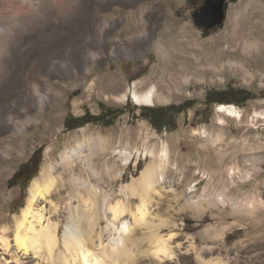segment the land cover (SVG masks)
I'll list each match as a JSON object with an SVG mask.
<instances>
[{
    "label": "rangeland",
    "instance_id": "374dc122",
    "mask_svg": "<svg viewBox=\"0 0 264 264\" xmlns=\"http://www.w3.org/2000/svg\"><path fill=\"white\" fill-rule=\"evenodd\" d=\"M249 1L254 5L248 7ZM203 2L0 0V229L8 227L6 233L12 242L9 250L0 243V264H35L39 260L38 254H23L14 245L15 217L27 202L34 180L42 181L44 171H51L59 186L72 174L88 177L92 172L88 165L78 162L72 170L63 163V154L90 137L108 147L93 161L103 171L104 179L98 185L111 197H123L124 185L139 177L151 161L149 154L145 156L146 149L158 150L169 143L172 164L178 170L169 167L167 178L171 181L153 193L151 204L153 214L159 216L156 223H160L161 233H176L171 240L175 254L162 261L157 258L160 264H205L197 258L198 253L204 260L222 257L227 264H264V208L251 213L233 205L236 198H264V62L246 59L244 66L251 75L226 63L217 76L194 79L184 91H174L166 101L138 104L130 95L122 99V93L135 80L145 81L138 86L140 90L156 83L168 96L166 88L171 82L168 77L160 81L164 64L152 38L166 29L165 25L180 33L186 26L201 40L219 41L229 50L227 59L235 58L229 35L234 14L246 11L253 17L261 13L254 7L264 8V0H234L224 23L207 30L193 19L194 10ZM249 20L247 26L253 22ZM262 22L254 27L253 34L264 41ZM125 48L135 56L111 55L113 50ZM107 75L123 85L115 95L104 81ZM227 88L238 90L232 104L240 110V117L225 116L219 111V102L207 103L209 92ZM43 97L48 101L40 105ZM185 103L187 108L183 109L180 105ZM169 106L182 111L175 114L171 125L157 128L148 118V111ZM106 110L109 117L98 120ZM85 114L91 120L83 124L80 117ZM18 126L22 127L19 131ZM219 134L221 139L212 141ZM41 147L40 170L29 186L10 183L21 164ZM114 147L140 149L143 153L138 159L134 152L132 160L126 162L114 155ZM187 184L197 188L192 193L194 199H206L202 210L183 203ZM57 187L50 196L56 202ZM220 194L229 199L225 204L219 208L208 204L209 198ZM39 202L49 210L47 216H54L48 200ZM137 202L138 197H128L130 207ZM65 215L63 208V224L68 221ZM100 221L99 231L108 224L104 218ZM140 229L147 232L145 226L137 225L131 234L133 239H143ZM192 240L197 244L194 250L190 247ZM136 242L138 248L146 243ZM135 257L138 260L135 258L134 264H150L148 257L142 262L141 257Z\"/></svg>",
    "mask_w": 264,
    "mask_h": 264
},
{
    "label": "bare ground",
    "instance_id": "6f19581e",
    "mask_svg": "<svg viewBox=\"0 0 264 264\" xmlns=\"http://www.w3.org/2000/svg\"><path fill=\"white\" fill-rule=\"evenodd\" d=\"M251 4L254 5L249 1L247 6L250 7ZM255 8L257 11L260 10L262 14L251 17L246 11L237 10L233 16V22L230 23L231 27L229 28H231V31L229 35L232 42L230 50L235 54L233 55L235 58L227 59L229 50H226L219 41L201 40L196 31L186 26L180 33L179 31L173 32L169 25H165L166 29H162L156 38L153 36L155 42H152L155 43L164 64L160 81L165 82L164 80L168 77L171 82V86L166 88L168 96L163 94L156 83H152L150 86L147 85L148 87L145 90H140L138 86L144 84L145 81L135 80L133 85L128 86L127 90L122 93V99H127L130 95L133 101L138 104H154L156 100L166 101L172 97L174 91H184L185 87L194 79L203 80L207 78L206 76H217L226 63L230 67L239 66L243 73L251 75L252 73L244 66L246 59L264 62V41L256 38L253 34L255 33L253 32L254 27L260 25L262 21L264 23V8L261 9L257 6ZM248 20L253 22L247 26ZM121 54L135 56L129 48H125L123 51L116 49L111 52L113 57H118ZM104 81L111 85L108 89L114 95L123 86L114 76L107 75L104 77ZM107 87L105 86V88ZM36 98L38 99V97ZM46 99V97L41 98L40 105L42 102L48 101ZM219 108V111L224 113L225 116H241L240 110L235 104L221 103ZM225 118L222 117L221 119L225 121ZM21 128L16 127L17 131ZM221 135H217L212 141H219ZM202 136L206 137L207 135ZM106 149L108 147L104 145L102 140L95 141L90 137L78 141L76 146L69 148L63 154V163L67 164L72 170L78 162H84L88 165L92 172L88 174L86 179L72 174L67 183L59 186L56 177L53 176L51 171L46 170L43 173L42 181L39 179L34 180L30 187L27 202L15 217L13 235L17 250L23 251V254L30 252L40 256L41 259H37L38 261H35V264H44V260H47L46 263L48 264H134L137 255L141 257V262L144 257H148L149 261L147 262L150 264H155L152 262L160 264L161 262L158 259L162 261L167 257L170 259L174 256L175 251H173L171 240L176 233L169 232L166 235L161 233L160 228L162 227L160 223H156V217L159 219V216L156 215L155 217L153 214L155 211L153 209L152 212L151 204L153 193H158L159 187L170 180L167 178L169 167L172 165L173 168L176 167L178 170V166L172 164L169 143H164L162 148L158 150L154 148L146 149L145 156L149 154L151 161L142 169L139 177L124 185L122 188L123 197H111L106 193L107 190L103 186L98 185L104 179V176L103 171L100 172L99 165L93 159L98 152H102V150L104 152ZM113 152L114 155L118 154L126 162L132 160L134 152H137L138 159L143 153L140 149L133 151L129 148L117 147L113 148ZM255 159L257 161V158ZM109 169L111 170L110 167ZM56 187L55 194L59 200L58 202H56L57 200L53 201L52 197L50 198ZM65 187L66 190L64 191ZM196 189L191 184H187L185 190L183 189V203L193 209L202 210L206 199L204 200L201 197L203 200L194 199L193 192ZM130 196L138 197V202L134 207L129 206L128 197ZM226 199L223 195L220 197L215 195L209 198L207 202L209 205L219 208L221 204L226 203ZM43 200H48L51 203L52 210L50 212L55 217L53 215L47 216L49 210L46 211L47 208L39 202ZM63 202H65V206L62 205ZM233 205L238 207L239 210L253 213L257 209L264 208V198L261 195L250 198L248 196L243 197L242 200L236 198ZM63 208L66 209L68 218L65 224L62 223L61 218ZM127 213H129L130 218L126 217ZM160 214L162 215V212ZM102 218L106 219L108 224L104 228L101 227L99 231L98 227ZM137 225L138 227H146V235L140 229L145 237L137 239L142 242L146 241V243L143 242L145 244L144 247L142 246L143 248L141 246V248L136 247L135 243L138 242H136L135 237L132 238V231ZM62 227H64V230L63 234L60 235ZM7 230L9 229L6 226L0 229V243L3 248L9 250L12 242L6 233ZM190 247L193 250L197 248L194 240L191 241ZM14 254L16 255V253ZM197 258L203 260L201 263L204 262L205 264H227V261L222 257L204 260L202 253H198Z\"/></svg>",
    "mask_w": 264,
    "mask_h": 264
},
{
    "label": "trees",
    "instance_id": "16d2710c",
    "mask_svg": "<svg viewBox=\"0 0 264 264\" xmlns=\"http://www.w3.org/2000/svg\"><path fill=\"white\" fill-rule=\"evenodd\" d=\"M237 92L238 90L235 88H227L224 90H213L208 93L206 100H207V103H211V102L232 103V102H235V97L238 96ZM180 106L183 109L187 108L186 103ZM167 108H180V107L169 106ZM80 118H81V121H83V124L91 120V119H87L88 118L87 114L83 115ZM104 118H105L104 115L102 114L98 115V120H103ZM67 122H68V119H66L65 123ZM42 152H43L42 147L35 150L31 159L21 164L19 169L9 179V182L10 183L14 182L16 184L23 185L24 187H28L31 181L34 179V177L38 174L40 170V165L42 161Z\"/></svg>",
    "mask_w": 264,
    "mask_h": 264
},
{
    "label": "water",
    "instance_id": "95a60500",
    "mask_svg": "<svg viewBox=\"0 0 264 264\" xmlns=\"http://www.w3.org/2000/svg\"><path fill=\"white\" fill-rule=\"evenodd\" d=\"M229 4L226 0H204L203 4L193 12L195 24L209 30L224 23Z\"/></svg>",
    "mask_w": 264,
    "mask_h": 264
},
{
    "label": "flooded vegetation",
    "instance_id": "af4514ba",
    "mask_svg": "<svg viewBox=\"0 0 264 264\" xmlns=\"http://www.w3.org/2000/svg\"><path fill=\"white\" fill-rule=\"evenodd\" d=\"M232 1L234 0H226L227 4H231ZM217 27V26H214ZM212 27V28H214ZM211 29V28H210ZM147 110V109H145ZM179 108H160V107H155L154 109L148 111V118L152 121V123L157 127V128H166L167 126L171 125L174 116L176 113H178ZM107 110L104 112H101L100 114L104 115V117L108 118L109 115L107 114Z\"/></svg>",
    "mask_w": 264,
    "mask_h": 264
}]
</instances>
